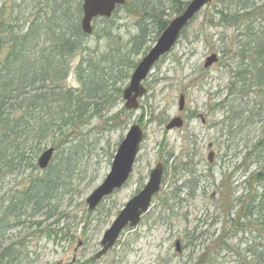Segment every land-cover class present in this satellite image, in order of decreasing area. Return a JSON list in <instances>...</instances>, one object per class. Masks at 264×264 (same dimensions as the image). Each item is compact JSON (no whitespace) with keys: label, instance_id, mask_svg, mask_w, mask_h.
<instances>
[{"label":"rangeland","instance_id":"374dc122","mask_svg":"<svg viewBox=\"0 0 264 264\" xmlns=\"http://www.w3.org/2000/svg\"><path fill=\"white\" fill-rule=\"evenodd\" d=\"M77 1L0 0V25L7 31L0 34L1 40L31 25L45 30L40 41L47 47V33L56 30L53 25L69 29L73 24ZM232 1L208 3L187 25L143 82L146 94L136 111H126L121 100L130 71L123 82L106 87L111 105L99 103L95 113L88 106L81 123L61 132L64 143L53 160L64 163L71 156L74 162L56 181L60 192L51 204V217L24 216L23 225L7 230L2 244L21 249L19 264H264V89L256 88L245 73L252 63L245 51L253 47L263 24L264 2L248 15L230 20L225 16L234 14ZM122 8L107 21L95 19L93 34L83 35L69 58L64 85L74 94L81 89L78 76L84 77L89 68L100 71L115 60L123 77L128 62L137 63L156 41L158 19L176 16V7L168 0H127ZM140 28L145 36L136 56V49L130 51L131 39ZM5 51L1 46L0 58ZM212 55L217 62L204 69ZM83 66L86 71L81 72ZM238 71L244 72L241 78H236ZM176 117L183 122L181 128L167 131ZM134 124L141 128L143 140L128 181L95 211H87L85 199L108 174L117 146ZM59 138L55 135L53 141ZM208 144L215 154L211 165L206 161ZM50 147V139L41 145L43 150ZM157 164L163 165L161 187L148 212L137 227L125 229L104 256L90 261L104 231ZM41 172L20 170L3 177L0 207ZM244 207L250 214L238 220Z\"/></svg>","mask_w":264,"mask_h":264},{"label":"trees","instance_id":"16d2710c","mask_svg":"<svg viewBox=\"0 0 264 264\" xmlns=\"http://www.w3.org/2000/svg\"><path fill=\"white\" fill-rule=\"evenodd\" d=\"M81 1H77L75 7L77 15L69 29L67 26L53 25L58 34L54 29L51 34L47 33L49 43L47 47L40 41L45 30L34 29L31 25L23 33L11 32L8 38L3 37L2 46L6 51L0 58V181L3 177L20 170L33 172L37 169L34 160L43 151L41 145L47 139H50L55 152L59 153L64 143V133L61 132L70 125L81 123L80 116L86 112L88 106L92 105L95 113L94 107L99 108V103L101 107L111 105L112 101L105 93L106 87L111 88L123 82L137 64L128 62L123 77L115 60L100 71L89 68L84 77L82 74L78 76V83L81 84L78 92L74 94L65 88L69 58L76 53L80 46L79 41L83 37L80 29ZM168 1L176 7V16L186 6L180 0ZM247 1L249 5H246ZM263 2L264 0H233L234 14L227 15L230 14V9L227 8L225 17L238 20L239 14L248 15L249 10ZM122 7L124 9L126 4ZM120 8L118 7L116 11ZM168 22L158 19L156 39ZM10 28L11 26L8 27ZM65 28L68 29V33L63 31ZM6 33L7 31L0 25V34L5 36ZM144 36L145 32L140 28L139 34L131 39L130 51L133 53L136 49L134 52L136 56L143 48L141 44L144 42ZM252 43L253 47L245 51L252 58L249 68L245 69L248 72L245 73L251 75L253 82L257 84L256 88L264 89V21L257 28V35ZM149 49L145 48L142 56ZM86 65L89 64L85 63ZM79 70L86 71L84 66ZM243 73L238 71L236 78H241ZM119 92L120 88L117 89V95ZM55 135L60 136L58 141H53ZM69 158L70 161L65 159L64 163L62 160L59 163L56 160L51 161L43 172L40 171L42 174L29 180L25 190H19L10 197L6 206L0 207V264L20 263L21 249L16 248L15 244L2 245L6 241L7 230L22 226L24 216L25 219L37 216L51 217L49 216L52 211L51 204L58 198L56 195L60 192L56 181L63 177L64 172H67L74 162L71 156ZM247 207H250V204L246 205ZM247 214L250 212L244 207L238 213L237 219H245ZM10 222L13 223L11 227ZM33 225L38 226L39 223ZM246 251L250 252L249 249ZM258 259L261 261L260 255Z\"/></svg>","mask_w":264,"mask_h":264},{"label":"water","instance_id":"95a60500","mask_svg":"<svg viewBox=\"0 0 264 264\" xmlns=\"http://www.w3.org/2000/svg\"><path fill=\"white\" fill-rule=\"evenodd\" d=\"M217 0H191L182 13L174 17L165 29L161 32L154 45L148 50L143 58L137 63L129 82L122 90L121 98L124 108L128 111L136 110L138 101L146 94L143 82L151 72L153 66L167 53L171 51L180 37L182 30L208 3ZM126 0H82V17L80 29L84 35H91L93 32L92 22L97 18L109 19L117 7L123 6ZM1 46V40H0ZM217 62V57H208L203 65L204 69ZM183 110V99L180 98L178 111ZM183 122L179 117L171 120L165 127L167 131L174 128H181ZM143 140V133L138 125H132L123 140L118 145L113 157L109 173L102 182L85 199L88 211H94L100 202L111 195L115 190L120 189L127 181L132 172L133 164ZM211 147V144L208 145ZM54 153L53 148L44 150L37 158V167L45 170ZM214 153L207 154V162L212 164ZM163 174V165L157 164L148 175L145 186L135 196L127 201L123 209L116 215L109 228L103 233L99 243L100 250L91 258V261L101 258L115 245L120 233L126 228H134L139 224L141 216L147 211L152 198L159 192ZM81 243H78V247ZM175 250L180 252L179 242L175 243ZM63 264V263H57ZM72 264V263H65Z\"/></svg>","mask_w":264,"mask_h":264}]
</instances>
